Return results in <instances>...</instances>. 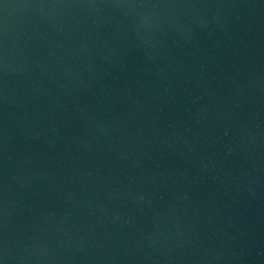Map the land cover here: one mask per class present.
<instances>
[{
  "label": "water",
  "instance_id": "1",
  "mask_svg": "<svg viewBox=\"0 0 264 264\" xmlns=\"http://www.w3.org/2000/svg\"><path fill=\"white\" fill-rule=\"evenodd\" d=\"M0 264H264V0H0Z\"/></svg>",
  "mask_w": 264,
  "mask_h": 264
}]
</instances>
